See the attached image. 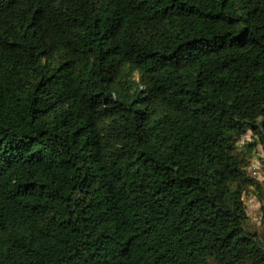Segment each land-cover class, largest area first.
<instances>
[{
    "label": "trees",
    "instance_id": "trees-1",
    "mask_svg": "<svg viewBox=\"0 0 264 264\" xmlns=\"http://www.w3.org/2000/svg\"><path fill=\"white\" fill-rule=\"evenodd\" d=\"M261 170L264 0H0V264H264Z\"/></svg>",
    "mask_w": 264,
    "mask_h": 264
},
{
    "label": "rangeland",
    "instance_id": "rangeland-1",
    "mask_svg": "<svg viewBox=\"0 0 264 264\" xmlns=\"http://www.w3.org/2000/svg\"><path fill=\"white\" fill-rule=\"evenodd\" d=\"M261 149V147H259ZM260 154H263V152L259 153L256 157L258 158ZM256 158V159H257ZM259 160V159H257ZM262 168V167H261ZM260 180H264V173L261 170L260 172ZM247 212L249 215V223L252 228L260 229L262 224L260 222L261 219V210H260V203L255 199L251 198V200H248L247 202Z\"/></svg>",
    "mask_w": 264,
    "mask_h": 264
},
{
    "label": "built area",
    "instance_id": "built-area-1",
    "mask_svg": "<svg viewBox=\"0 0 264 264\" xmlns=\"http://www.w3.org/2000/svg\"><path fill=\"white\" fill-rule=\"evenodd\" d=\"M253 170H254V174L257 173V166L253 167Z\"/></svg>",
    "mask_w": 264,
    "mask_h": 264
}]
</instances>
